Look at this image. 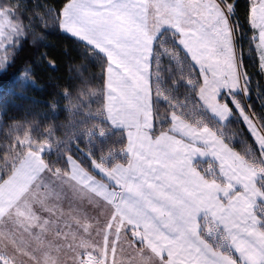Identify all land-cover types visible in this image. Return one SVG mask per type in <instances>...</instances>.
<instances>
[{
    "label": "crops",
    "instance_id": "crops-1",
    "mask_svg": "<svg viewBox=\"0 0 264 264\" xmlns=\"http://www.w3.org/2000/svg\"><path fill=\"white\" fill-rule=\"evenodd\" d=\"M73 2L63 8L61 30L107 58L105 114L110 126L127 137L129 162L114 170L119 185L111 205L114 219L132 231L145 245L147 255L159 264H264V231L257 212L262 200L258 172L210 129H195L178 117L172 119L169 131L152 133L151 61L154 42L162 32L158 35L150 30L148 22L144 27L132 25V21L118 26L120 7L129 0H81L69 10ZM250 3L262 41L264 0ZM92 15L93 21H88L86 16ZM199 163L214 164L218 180L207 179L197 168ZM67 216L63 220L68 227H55L52 232L54 246L59 248L56 259L45 260L40 255L44 251L26 248L24 261L88 262L87 257H76V251L91 242L92 227L77 225L75 212ZM38 222L43 229L24 238L46 236L45 223ZM12 239L8 236L6 241ZM34 243L44 247L42 240ZM1 258L10 264L11 257ZM111 260L110 256L103 259L105 263Z\"/></svg>",
    "mask_w": 264,
    "mask_h": 264
},
{
    "label": "rangeland",
    "instance_id": "rangeland-1",
    "mask_svg": "<svg viewBox=\"0 0 264 264\" xmlns=\"http://www.w3.org/2000/svg\"><path fill=\"white\" fill-rule=\"evenodd\" d=\"M80 1L74 0L69 10ZM129 1V4L120 7L118 19L122 21L118 26L129 25L132 21V25L144 27L148 22L149 29L158 35L165 30L178 35L180 48L201 77L197 98L203 111L216 123L225 126L235 110L264 161V132L247 104V79L241 70L232 7L223 0H170L168 4L162 3V0H148L147 4ZM253 18L256 21L252 15V26L258 31L257 21L253 23ZM86 19L93 21L94 16H86ZM26 36L17 12L0 2V74L10 64ZM255 38V48L264 73V40L260 41L258 32ZM24 81L27 82L26 78ZM1 116L2 111L0 135L3 134L6 140L12 137L9 141L0 140V253L6 251L1 255L11 257L10 264H31V261L23 260L26 248L30 252L44 251L40 255L45 260L56 259L59 248L54 246L52 232L55 227L56 230L59 226L68 227L63 218H68L70 212H75L77 225H90L93 230V235H89L91 242L80 245L83 247L76 251V257L88 258L85 264L89 260L91 264H159L147 255L145 245L133 232H128L114 219L111 205L119 186L114 170L119 164L109 168L104 162L91 157L93 172L90 173L75 158L68 156V171H53L45 157L51 150L50 145L42 143L32 129L25 130L20 123L5 128ZM174 117L185 121L181 116L172 114L170 122ZM192 127L210 129L219 136L209 127ZM253 169L258 172V189L262 193L260 207L264 215V191L260 186L264 182V170ZM59 218L62 224L57 223ZM38 221L45 223L46 236L24 238L27 234L36 236L37 229H43ZM8 236L11 239L13 236L12 241H6ZM38 240L43 241L44 247L35 245ZM105 256H110L112 260L105 263ZM2 259L0 264H6ZM33 264H36L34 259Z\"/></svg>",
    "mask_w": 264,
    "mask_h": 264
},
{
    "label": "trees",
    "instance_id": "trees-1",
    "mask_svg": "<svg viewBox=\"0 0 264 264\" xmlns=\"http://www.w3.org/2000/svg\"><path fill=\"white\" fill-rule=\"evenodd\" d=\"M73 0H0L17 12L25 29L21 43L0 74V111L5 128L22 124L50 145L46 163L66 173L72 156L90 173L94 158L107 167L127 165V137L110 126L105 114L108 60L90 45L61 30L63 8ZM232 7L237 50L247 82L248 107L264 132V73L255 48L250 0H223ZM178 35L163 31L154 42L151 89L153 135L170 130L172 114L194 127H209L253 168L264 170L261 152L234 110L221 126L203 111L197 98L201 77L178 44ZM26 78L27 82L24 81ZM233 109V108H232ZM0 140L3 134L0 135ZM12 139L9 137L8 140ZM4 145V144H3ZM197 168L207 179H217L212 163ZM260 185V181H259ZM264 191V182L260 185ZM263 220L261 207L257 211Z\"/></svg>",
    "mask_w": 264,
    "mask_h": 264
}]
</instances>
